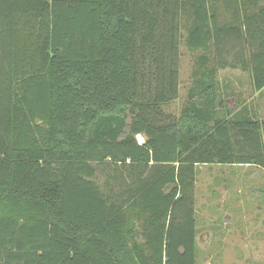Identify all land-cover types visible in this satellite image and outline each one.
<instances>
[{"label": "trees", "instance_id": "trees-1", "mask_svg": "<svg viewBox=\"0 0 264 264\" xmlns=\"http://www.w3.org/2000/svg\"><path fill=\"white\" fill-rule=\"evenodd\" d=\"M224 68L264 86V0H0V264H195L196 165L264 169V119L199 117Z\"/></svg>", "mask_w": 264, "mask_h": 264}, {"label": "rangeland", "instance_id": "rangeland-1", "mask_svg": "<svg viewBox=\"0 0 264 264\" xmlns=\"http://www.w3.org/2000/svg\"><path fill=\"white\" fill-rule=\"evenodd\" d=\"M180 52L179 97L168 105L173 110L181 106L196 62L197 52L183 40ZM202 167L195 173V264H264V175L253 166Z\"/></svg>", "mask_w": 264, "mask_h": 264}, {"label": "crops", "instance_id": "crops-1", "mask_svg": "<svg viewBox=\"0 0 264 264\" xmlns=\"http://www.w3.org/2000/svg\"><path fill=\"white\" fill-rule=\"evenodd\" d=\"M195 69H191L190 71V78L187 80L186 83V91L185 96L181 102V106L179 109L173 110L167 106V110L178 114L180 113L181 108L186 103V95L188 89L194 83V76L192 73ZM216 79L218 80L220 89L218 90V95L214 101H208L206 98L199 97V101L196 102V106L200 108L199 110V117L201 121L212 126L213 123L225 116L227 113V108L229 107L232 114L239 113L241 118L243 117H255L257 119H264V86L259 90H254L251 85L250 76L247 72L240 71L238 69H230L224 68L219 69L216 75ZM245 81L247 87H241V83ZM181 88V84H180ZM181 94V93H180ZM219 98H224L225 103L224 106H221L219 103ZM142 138L139 140V138ZM137 140L139 143H142L145 140V136L142 134L137 135ZM204 164L196 165L197 168H204L202 167ZM224 166V165H222ZM233 166L232 169L242 168L243 166L249 167L253 166L261 172V175H264V169L259 168L255 165L250 164H233L228 165L226 167L230 168ZM244 167V168H245ZM241 175L245 177L246 175L241 171ZM239 177V176H238ZM205 179V178H204Z\"/></svg>", "mask_w": 264, "mask_h": 264}]
</instances>
